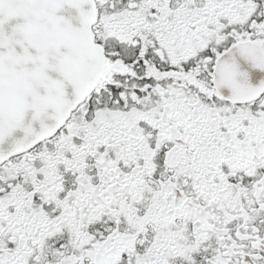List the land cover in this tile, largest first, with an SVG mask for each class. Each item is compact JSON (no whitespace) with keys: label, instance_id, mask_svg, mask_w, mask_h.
Here are the masks:
<instances>
[{"label":"snow or ice","instance_id":"obj_1","mask_svg":"<svg viewBox=\"0 0 264 264\" xmlns=\"http://www.w3.org/2000/svg\"><path fill=\"white\" fill-rule=\"evenodd\" d=\"M0 264H264V0H0Z\"/></svg>","mask_w":264,"mask_h":264}]
</instances>
